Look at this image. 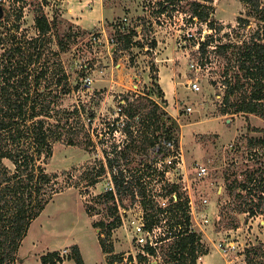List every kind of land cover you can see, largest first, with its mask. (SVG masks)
I'll return each instance as SVG.
<instances>
[{"label":"rangeland","instance_id":"1","mask_svg":"<svg viewBox=\"0 0 264 264\" xmlns=\"http://www.w3.org/2000/svg\"><path fill=\"white\" fill-rule=\"evenodd\" d=\"M1 1L5 18L1 21L0 31L16 28L19 35L34 37L37 35L34 24L37 13L42 11L53 20V40L44 46L43 58L55 70L54 80L61 77L63 71L70 80L75 72L82 71L77 88L75 82L71 81L70 90L61 93L58 104L62 109L74 104H84L86 109H91L95 114L91 126L85 124L89 128L91 143L84 139L83 134V138L80 137L83 143L77 145L68 144L65 140L53 142L52 156L43 166L46 172L57 175L55 178L61 188L31 221L16 253V261L19 264H43L44 255L57 252L59 258L55 259L54 264H76L71 252L74 244L82 250L84 264H110L109 258L113 255L118 258L125 253L133 256L139 254L141 247L137 238L140 235L136 234L135 223L132 221L138 219L141 200L137 196L134 201L128 196H123L120 200L118 193L114 194L113 200L106 199L104 193L111 181L107 167L95 183L88 182V174H96L100 165H104V151L109 149L111 143L120 145L124 139L119 131L120 126H117L120 121L111 125L113 118L119 120L123 117L128 120L119 111L120 97L127 93L134 97L140 96V101L145 103L142 113L153 109L149 99L167 111L164 99L154 95L160 64L156 59L171 58L174 63L168 68L175 71L178 95L177 102H171L169 110L178 112L181 118L177 121L172 117L179 125L180 132L178 147L175 151L168 149L171 151L170 155L179 153L183 162L180 166L181 173L176 174V171L167 168L169 173L165 176L170 179L169 183H177L178 177L183 176L185 180L179 184L180 188L186 195L190 192L195 202V213L190 214L191 224L200 234L204 251L197 259V264H228L215 247L220 239L238 241L243 248L244 259L234 264H246V249L264 243V214H251L248 210L254 207L258 184L253 182V190L246 197V204H243V198L229 194L227 185L234 179L237 182L243 181L249 170L264 162V155L258 160L254 150L248 147V139L260 136L264 131V118L258 114L221 112L224 86L220 81V74L225 64L224 58L213 53V45L228 40L235 42L247 39L264 19L247 11L239 0H197L211 6L210 19L206 22L191 18L186 20L184 17V13H191V2L194 0L169 1L167 12L159 18V14L145 0H133V15L124 25V32L131 38L128 43L116 46L117 50L122 48V52L112 53L111 45L108 41H101L102 36L95 25H89L88 28L79 26L78 18L72 15L75 10L73 13L69 12L71 5L67 1ZM124 1L114 0L115 7ZM171 5L178 9L174 18L171 15L174 7ZM7 14H10L9 19L6 18ZM127 15L129 18L130 15ZM238 16L247 18L248 22L238 23ZM121 17L120 15L117 18ZM94 20L93 13L86 19L87 23ZM104 23L109 38L119 26L111 21ZM136 25L140 26L139 31L133 28ZM209 35L216 42L208 47L205 55H201L198 53L199 42ZM93 36L100 38V41L94 42ZM2 47L0 44V51ZM165 66L162 63L161 73L169 75L168 68L164 71ZM86 76L92 78L89 86L84 85ZM188 79H194L200 89L193 91L188 88ZM185 106H191L190 113L184 112ZM87 116L88 110L82 115L85 122ZM132 128L133 132L137 130L136 135L141 142L145 133L143 122L133 123ZM229 143H234L236 149H229ZM145 154L132 153L128 161L121 160L120 165L137 167L139 161L146 158ZM248 155L251 157H247ZM4 163L10 168L13 167L8 160H4ZM197 163H203L207 167L208 175L201 178L195 175L194 168ZM162 178L168 182L167 178ZM187 185L189 188L183 189ZM233 191L246 193L238 188ZM161 198L157 197L158 200ZM202 198L207 199L204 204ZM114 206L116 210H113ZM115 216L120 218V224L109 230L108 226ZM204 218L207 222L203 221ZM154 227L151 240H154V235L163 237L166 229L169 230L163 218ZM141 236L146 246L149 235L144 232ZM165 244L157 243L155 247L159 252L156 256L149 255L146 261L136 258L135 264H166L160 256V247ZM63 249L67 252L62 254ZM106 250L111 251L104 252Z\"/></svg>","mask_w":264,"mask_h":264},{"label":"trees","instance_id":"2","mask_svg":"<svg viewBox=\"0 0 264 264\" xmlns=\"http://www.w3.org/2000/svg\"><path fill=\"white\" fill-rule=\"evenodd\" d=\"M239 1L247 11L264 19V2ZM0 7L3 11L1 0ZM210 7L194 0L191 2V13L200 21H207L210 19ZM9 16L7 14L6 18L9 19ZM16 17L18 19L19 14ZM4 18L2 14L0 25ZM236 19L240 24L248 22L242 16ZM259 23L260 26L247 39L235 42L228 40L213 45V53L224 58L225 64L220 74L224 86L221 97L223 114H258L264 118V22ZM34 24L37 29L34 37L19 35L16 28L0 31V44L3 46L0 51V264H19L16 253L31 221L61 188L55 178L57 175L46 172L43 166L52 156L53 142L65 140L68 144L77 145L83 143L80 140L83 134L84 139L91 143L89 128L85 124L91 126L95 115L84 104L60 108L58 100L61 93L70 90L71 81L75 82L77 88L82 71L75 72L72 80L63 71L61 77L54 80L55 70L43 58L44 46L53 40V20L40 11L34 17ZM124 25L121 24L110 36L116 37L119 45L128 43L131 38L124 32ZM210 26L213 27L212 24ZM215 42L212 35L201 39L198 53L205 55L208 47ZM59 44L63 47L61 42ZM156 83L154 95L164 99V93ZM148 101L153 109L142 113L145 103L140 101V96L134 97L127 93L120 97L119 111L128 120L123 117L119 120L113 118L111 125L120 121L117 126H120L119 131L124 137L120 142L122 147L111 143L109 149H105L104 165H100L96 174H88V182L95 183L107 167L120 200L123 196H128L132 201L137 196L141 200L145 230H151L162 218L167 223L169 233L157 240L158 243H166L160 247L162 260L166 264H197V259L204 251L200 234L191 224L187 195L179 184L164 181L163 172L154 166L158 159L171 153L166 147L167 143L172 144L174 149L178 147L179 125L163 106L154 100ZM163 103L166 105L165 99ZM86 110L87 122L82 118ZM138 121L144 124L145 133L141 142L138 141L137 130L133 132L132 128V124ZM248 147L254 150L259 160L264 155V131L260 136L249 138ZM229 149H236L235 144ZM132 153H146V158L134 168L121 166L120 161H128ZM4 160L11 162L13 167H8ZM253 182L258 184L257 195L254 207L248 210L251 214H264V196L261 194L264 191V162L249 170L243 181H230L228 192L243 198V204H246V197L253 190ZM237 188L246 193H235L233 189ZM104 195L109 200L114 198L111 190H106ZM157 197L168 198L167 205L161 206ZM113 210H116V206ZM119 224L120 218L115 216L108 229ZM144 251L148 256H156L159 252L156 247L149 245H146ZM71 252L76 264H84L78 245H72ZM148 256L137 254L140 261L148 260ZM57 257V252L48 253L42 257V262L54 264ZM116 258L117 255L110 257L109 263ZM245 260L246 264H264V243L246 249Z\"/></svg>","mask_w":264,"mask_h":264},{"label":"built area","instance_id":"3","mask_svg":"<svg viewBox=\"0 0 264 264\" xmlns=\"http://www.w3.org/2000/svg\"><path fill=\"white\" fill-rule=\"evenodd\" d=\"M145 1L147 2V4H150V8L152 10L156 11V13L159 14L157 16V18H159L160 15L162 16L167 12V5L169 4V1H171V0H145ZM171 6L174 7L175 5H171ZM159 7H160V9H159ZM177 12H178V9L175 7H174V9L171 10V15L173 16V18ZM184 17L186 18V20L188 18H191L193 20H197V17L195 15H193L192 13H184ZM127 20H128V17L122 16L121 18H117V19L114 18L113 23L116 24L117 26H121V24H125ZM135 30H137V29H135ZM139 30H140V28H139ZM139 30H137V31H139ZM92 39L94 42L99 41L97 36H93ZM107 41L113 48L115 46H117L118 44H120L117 41V39H115L114 37L108 38ZM91 82H92V78L90 76H86L84 78V85L85 86H89L91 84ZM187 87L193 91H198L200 89L198 83L196 81H194V79H188L187 80ZM121 102H123V100ZM191 110H192L191 106H185L184 107V111L186 113H190ZM232 146H233V143L228 144L229 148H231ZM166 147L170 148L171 151H175L173 145L170 143H167ZM182 162H183L182 156L179 153L175 152L171 155L169 154V155L165 156L164 158L158 159L154 163V166L157 169H161V171L163 172V177L167 178L165 176L169 173V170L167 171V168L176 171V174H177V172L181 173V171H180L181 167L180 166H181ZM194 171H195V175H197L199 178L205 177L206 175H208V169L203 163H197V165L194 168ZM184 180H185V178L183 176H181V177L179 176L177 179V184L183 183ZM167 181L169 182L170 179L167 178ZM186 188H189V186L187 185L186 187H183V189H185V190H186ZM107 190H111L114 194H116L114 186H113L111 181H110V185L107 186ZM261 194H262V196H264V191H262ZM172 196L175 198L174 194ZM158 201H159V204L161 206H166L168 203V198H161ZM201 201L204 204L207 201V199L202 198ZM194 204H195V202H194L190 192H188L187 193V205H188L189 215L190 214L193 215L195 213ZM139 210H140V213H139L138 219L133 220L132 222H133V224L135 223L134 228H135L136 234L140 235L137 238V243L141 247V251L139 253H142L143 255L148 256V254L143 250L146 246H144V244H143L144 238L141 235H143L144 232L147 235H149V241H146V245L153 246V247H155V245L158 243L157 240L159 237L154 235L152 239H154L155 241L151 240V235H153L155 227H153L151 230H145V228H144L145 218H144V212H143L142 207H140ZM203 221L207 222V219L204 218ZM164 222H165V220H164ZM164 233L167 234V233H169V231L166 229V231ZM164 233H163V235H165ZM215 247L223 255V257L226 260V263H228V264H234L235 262H240L244 259L243 258V248H241V245L236 240L220 239L216 242ZM66 252H67L66 249L62 250V254L66 253ZM136 258H137V255L133 256L131 253L120 254L118 256V258L115 259L111 264H135Z\"/></svg>","mask_w":264,"mask_h":264},{"label":"crops","instance_id":"4","mask_svg":"<svg viewBox=\"0 0 264 264\" xmlns=\"http://www.w3.org/2000/svg\"><path fill=\"white\" fill-rule=\"evenodd\" d=\"M62 1L63 2L67 1L68 4L71 5L69 8L70 13H73V11L75 10V14H72V15H74L78 18L79 26H81L82 28H88L89 25H91V26L95 25V27L98 28V31L100 32V34L102 36L101 41H105L106 43L108 40V36H107L108 31L106 28V24L104 22L107 23V21H109V22L111 21V23H113L114 18L117 19V17L120 15L128 17L127 14L130 15L128 18L130 20V18L133 15L134 4H135L133 2V0H125L124 2H121V4L119 6L117 5L116 7H118V8H116L115 7L116 4L114 3V0H62ZM205 1H216V0H205ZM115 8L117 10H115ZM120 10L122 12H120ZM92 13L95 16V20L91 21L93 24L91 22L87 23L86 19L89 16L91 17ZM125 13H127V14H125ZM134 27L137 30H139V28H140V26H138V25L133 26V28ZM155 33L156 32H154V34ZM103 35H104V39H103ZM98 39L100 41V38H98ZM157 43H159V40H157ZM156 48L157 47H155V50H156ZM150 49L153 50V48H150ZM110 50L112 53L115 51H118V52L123 51L121 49L117 50L116 46L114 48L111 46ZM156 61L160 62V64H158L159 71H158L157 79H158V84L164 93V99L166 100V103H167V111L177 121H180L181 114H179L178 112H171L169 110V105L171 104V102L175 103V101L177 99V95H178L177 85H176V81H175V71L168 68V67H171L174 62L172 61L171 58L156 59ZM162 63H165V65H166L164 71H166V68H168V70L170 71L169 75H165L164 73H161L160 67H161ZM169 95L171 96V99H169ZM185 114L186 113H184V115ZM79 249H80V247H79ZM81 251L82 250H80V252ZM81 255H82V253H81ZM198 264H200V263L198 262Z\"/></svg>","mask_w":264,"mask_h":264},{"label":"water","instance_id":"5","mask_svg":"<svg viewBox=\"0 0 264 264\" xmlns=\"http://www.w3.org/2000/svg\"><path fill=\"white\" fill-rule=\"evenodd\" d=\"M1 15H2V8L0 7V17H1ZM20 261H22V259H20Z\"/></svg>","mask_w":264,"mask_h":264}]
</instances>
